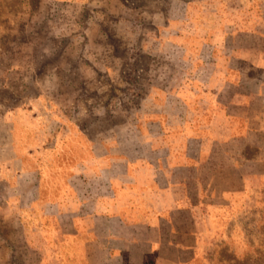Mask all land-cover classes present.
<instances>
[{"label":"crops","instance_id":"1","mask_svg":"<svg viewBox=\"0 0 264 264\" xmlns=\"http://www.w3.org/2000/svg\"><path fill=\"white\" fill-rule=\"evenodd\" d=\"M196 5L182 28L158 29V52L171 45L188 67L150 87L132 124L105 139L80 132L78 156L62 125L52 132L53 116L0 117V217L35 264L198 263L207 207L239 192L245 167L260 163L245 155L259 154L264 137V33L223 27ZM140 50L148 54L144 41Z\"/></svg>","mask_w":264,"mask_h":264},{"label":"rangeland","instance_id":"2","mask_svg":"<svg viewBox=\"0 0 264 264\" xmlns=\"http://www.w3.org/2000/svg\"><path fill=\"white\" fill-rule=\"evenodd\" d=\"M191 3L223 27L264 33V0H0V117L28 109L53 116L52 132L62 125L75 156L81 133L105 139L107 131L132 124L145 111L150 87L178 76L172 66L188 67L176 62L180 54L171 45L158 52V29L176 20L182 28ZM166 33L169 44L178 35ZM143 41L148 54L140 50ZM140 68L149 69L143 80L135 74ZM260 143L259 154L245 155L260 159L243 170L246 184L219 207H207L197 264H264V137ZM213 184L208 198L220 191L217 179ZM24 246L19 228L0 217V264L38 262Z\"/></svg>","mask_w":264,"mask_h":264}]
</instances>
